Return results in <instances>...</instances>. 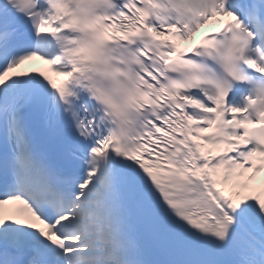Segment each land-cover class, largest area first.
I'll return each mask as SVG.
<instances>
[{"label":"snow or ice","instance_id":"obj_1","mask_svg":"<svg viewBox=\"0 0 264 264\" xmlns=\"http://www.w3.org/2000/svg\"><path fill=\"white\" fill-rule=\"evenodd\" d=\"M0 264H264V0H0Z\"/></svg>","mask_w":264,"mask_h":264}]
</instances>
